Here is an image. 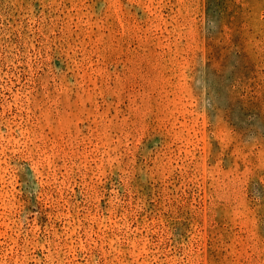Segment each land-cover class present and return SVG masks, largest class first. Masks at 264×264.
<instances>
[{
	"label": "rangeland",
	"instance_id": "1",
	"mask_svg": "<svg viewBox=\"0 0 264 264\" xmlns=\"http://www.w3.org/2000/svg\"><path fill=\"white\" fill-rule=\"evenodd\" d=\"M0 264H264V0H0Z\"/></svg>",
	"mask_w": 264,
	"mask_h": 264
}]
</instances>
